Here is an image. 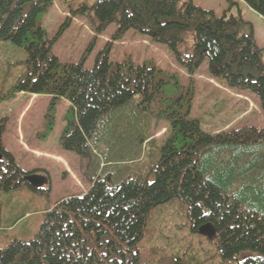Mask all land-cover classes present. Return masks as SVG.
<instances>
[{
	"label": "trees",
	"instance_id": "16d2710c",
	"mask_svg": "<svg viewBox=\"0 0 264 264\" xmlns=\"http://www.w3.org/2000/svg\"><path fill=\"white\" fill-rule=\"evenodd\" d=\"M243 1L264 18V0ZM52 4L0 0V102L29 92L50 95L55 109L66 99L61 144L81 158L91 187L48 210L35 237L0 248V264H140L138 245L150 220L177 205L192 237L206 223L216 230L207 249L184 244L186 253L213 264H264V127L205 131L190 117L191 86L168 97V84L179 87L173 75L152 61L111 60L110 43L92 68L85 66L88 54L62 63L52 53L56 38L41 24ZM79 11L97 32L115 23L113 40L130 30L150 36L190 73L206 61L212 75L258 94L264 108L263 49L253 33H240L236 17H217L193 0H97ZM8 44L26 53L11 82ZM154 108L170 125L160 145L150 135ZM5 127L0 117V190L10 192L30 184L2 146Z\"/></svg>",
	"mask_w": 264,
	"mask_h": 264
},
{
	"label": "rangeland",
	"instance_id": "374dc122",
	"mask_svg": "<svg viewBox=\"0 0 264 264\" xmlns=\"http://www.w3.org/2000/svg\"><path fill=\"white\" fill-rule=\"evenodd\" d=\"M96 1L53 0L52 7L41 17L48 37L56 38L52 53L62 63L78 62L88 54L85 66L92 68L99 51L110 43L111 60L119 62L131 57L136 64L152 61L160 70L173 75L172 82L176 79L179 87L168 84L165 88L168 97H182L191 86L194 97L190 117L198 118L205 131L214 134L243 126L264 127L260 96L250 90L230 87L225 80L211 74L206 61L190 73L164 44L148 35L130 30L123 38L113 40L117 30L115 23L102 32L95 31L90 17L79 9L85 4L92 6ZM193 3L212 10L217 17L224 14L227 18L236 17L240 33H253L257 47L263 49L264 63V18L247 3L243 0H193ZM68 18L69 23L62 31ZM5 49L13 64L8 72L11 82L23 71L25 64L19 61L26 59V53L10 44ZM51 99L50 95L22 92L0 102V117L6 119L2 146L11 153L21 170L30 176L38 174L47 179L41 190L28 185L10 192L0 190V248H5L14 239L35 237L48 210L62 199L84 193L91 187L81 158L61 144L70 104L62 99L55 109H49ZM157 111L158 108H154L152 116L157 119L153 121L150 135L160 145L168 136L170 125L156 116ZM47 115L53 116L51 122ZM164 209L169 212L150 220L145 237L138 245L140 264H213L204 257L189 255L183 247L189 244V249H207V237H192L187 217L183 216L178 205L174 211L170 207Z\"/></svg>",
	"mask_w": 264,
	"mask_h": 264
},
{
	"label": "water",
	"instance_id": "95a60500",
	"mask_svg": "<svg viewBox=\"0 0 264 264\" xmlns=\"http://www.w3.org/2000/svg\"><path fill=\"white\" fill-rule=\"evenodd\" d=\"M1 159H2V153L0 150V160ZM26 180L30 183V186L34 188H41L47 182V179H44L43 176H39V175L27 177ZM198 232L199 234L209 239H213L216 236V230L213 227V225L210 223H206L200 226Z\"/></svg>",
	"mask_w": 264,
	"mask_h": 264
},
{
	"label": "bare ground",
	"instance_id": "6f19581e",
	"mask_svg": "<svg viewBox=\"0 0 264 264\" xmlns=\"http://www.w3.org/2000/svg\"><path fill=\"white\" fill-rule=\"evenodd\" d=\"M27 177H31V176L29 175V176H27ZM27 177H26V178H27ZM26 178H25L24 180H26ZM26 181H27V180H26ZM27 183H29V182L27 181ZM27 183H26V184H27ZM29 184H30V183H29Z\"/></svg>",
	"mask_w": 264,
	"mask_h": 264
}]
</instances>
